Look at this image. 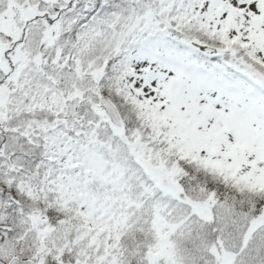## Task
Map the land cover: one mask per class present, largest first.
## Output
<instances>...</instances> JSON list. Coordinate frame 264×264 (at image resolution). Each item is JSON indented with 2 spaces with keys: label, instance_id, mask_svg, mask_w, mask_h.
<instances>
[{
  "label": "trees",
  "instance_id": "obj_1",
  "mask_svg": "<svg viewBox=\"0 0 264 264\" xmlns=\"http://www.w3.org/2000/svg\"><path fill=\"white\" fill-rule=\"evenodd\" d=\"M9 1L0 0V5L5 8ZM178 1L171 10L166 0H98L90 10L84 0L60 4L64 14L54 51L66 62L64 85L70 71L74 73L75 97H69L71 88L63 101L70 113L11 104L0 119V199L5 205L0 242L12 257L38 264H215L210 251L215 246L233 256L232 264H264V224L253 227L264 217L263 178L244 174L242 166H222L206 148H186L188 157L182 159L179 148L170 147L169 135L150 140L146 135L153 116L144 118L142 102L126 84L144 53L161 50L180 61L181 76L191 68L203 86L246 90L264 108V55L257 53L256 44L231 26L233 20L216 23L197 6L209 0ZM55 11L60 16V10ZM149 12L165 36L138 35L135 22ZM37 20L35 16L31 22ZM205 48L214 52L205 54ZM4 60L12 71L10 56ZM100 97L115 104L129 138L136 130L141 133L139 146L127 145L125 135H112L111 125L94 108ZM59 118L67 125L55 127L57 131L71 135L80 130L82 138L93 133L95 143L106 144L95 150L107 162L128 155L134 172L128 169L122 191L132 201L129 205L99 217L84 210L81 196L70 198L62 192L58 177L67 166L61 167L57 150L48 154L44 144L32 141L40 139V129L50 135ZM177 159L178 198L157 186L148 171L161 164L170 169ZM87 185L90 190L97 187L94 181ZM195 202L210 203L209 218L194 214ZM31 215L43 224L33 226ZM162 239L170 244V258L152 261L150 254Z\"/></svg>",
  "mask_w": 264,
  "mask_h": 264
},
{
  "label": "rangeland",
  "instance_id": "obj_2",
  "mask_svg": "<svg viewBox=\"0 0 264 264\" xmlns=\"http://www.w3.org/2000/svg\"><path fill=\"white\" fill-rule=\"evenodd\" d=\"M62 1L10 0L5 8L0 5V81L3 80L0 83V119L5 118L3 116L11 104L22 107L21 109L50 108L55 114L70 113L69 107L63 101L71 88L74 93L69 97H75L76 85L74 86V78L71 77L74 73L69 70L71 76L64 85L63 67L66 62H60V52L54 51V42L62 29ZM97 1L84 0L91 4L87 10L92 9ZM166 1L167 9L171 10L174 2L178 0ZM197 6L216 23L222 18L233 20L231 26L234 28L236 25L249 42L256 44L257 53L264 55V0H209ZM58 9L60 16L55 11ZM35 16L39 20L31 22ZM44 16L49 21L54 20V23L49 24ZM135 25L139 36L143 33L150 36L166 35L164 29L154 22L150 12L138 17ZM10 49L11 53L7 54ZM152 53L153 55L144 53L139 58L134 73L129 75V83L126 81L143 104L144 118L149 120L153 116L152 122L149 121L151 131L146 136L150 140H159L169 135L166 139L170 147H178V154L182 159L188 157V153L184 152L186 148L210 149L222 166H237L240 169L242 166L241 172L244 174L252 178L259 176L264 180V108L260 102L248 95L246 90L231 91L227 86H203L202 77L196 75L191 68L187 67L181 76L180 70L183 68L180 61L171 60L170 54L168 56L161 50ZM4 56H10L12 71L5 64ZM157 56L160 59H156ZM243 73L247 75L248 72ZM58 88L61 92H58ZM59 104H62V108ZM96 105L95 110L104 117L98 103ZM105 120L107 121L106 118ZM62 125H67V122L59 118L50 135L46 129H40V139H31L38 145L44 144L48 154L57 150L61 167L67 166L58 177L62 192L70 198L81 196L84 210L96 213L99 217L103 214L111 216V210L116 206L129 205L132 201L129 202L130 199L122 191L128 169L134 172L132 164L125 158L128 155L124 153L120 158L116 156L107 162L95 150H101L106 145L95 143V134H87L82 138L80 130H74V135H67L62 129H55ZM94 128L97 130L96 125ZM110 128L114 136L125 135L127 145L132 148L141 143V133L137 130L129 138L124 125L122 128ZM26 130L27 133L32 131L29 127ZM2 156L3 152L0 151V157ZM177 161L178 159L171 161L173 167L170 169L162 164L148 169L155 184L176 198L181 193L175 183V175L179 169ZM91 181L96 182L97 186L92 190L87 185ZM4 209L5 205L0 199V224ZM192 210L201 219L209 218L210 203L195 202ZM29 219L33 226L43 224L44 221L33 215ZM261 224H264V217L258 218L253 227ZM250 233L251 231L247 238ZM164 240L150 254L152 261L170 258V244ZM4 243L0 242V258L5 256L8 260L12 258V254ZM210 251L215 254V264H232L233 256L229 253L218 251L215 246Z\"/></svg>",
  "mask_w": 264,
  "mask_h": 264
},
{
  "label": "water",
  "instance_id": "obj_3",
  "mask_svg": "<svg viewBox=\"0 0 264 264\" xmlns=\"http://www.w3.org/2000/svg\"><path fill=\"white\" fill-rule=\"evenodd\" d=\"M212 50L206 49L205 52L209 53ZM99 107L103 110L105 116L108 118L109 122L114 126V127H120L122 125V121L115 109V107L112 105V103L107 100L104 97L99 98L98 100ZM2 264V263H0ZM7 264H37L34 261L30 260H20L18 258H13L11 259Z\"/></svg>",
  "mask_w": 264,
  "mask_h": 264
}]
</instances>
